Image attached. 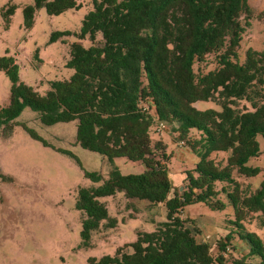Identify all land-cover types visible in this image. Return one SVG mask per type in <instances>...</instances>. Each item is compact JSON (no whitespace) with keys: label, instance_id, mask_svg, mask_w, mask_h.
Wrapping results in <instances>:
<instances>
[{"label":"trees","instance_id":"1","mask_svg":"<svg viewBox=\"0 0 264 264\" xmlns=\"http://www.w3.org/2000/svg\"><path fill=\"white\" fill-rule=\"evenodd\" d=\"M35 6L58 15L82 2L35 0ZM90 6L77 37L89 38L91 45H70L66 65L72 75L49 81L45 93L19 80L12 57H0V69L11 83L9 102L0 109V127L10 133L11 122L28 107L44 125L76 121V144L107 162L125 157L144 166L130 174L113 167L106 179L99 172H84L100 183L77 191L84 246L92 232L117 223L101 197L123 191L127 198L166 208L165 219L154 223L153 230L137 231L136 239L118 246L113 255L90 257L86 264H224L233 234L249 251L232 264H247L249 257L264 264V241L244 225L258 215L264 226V178L250 189L233 176L234 171L246 177L260 173L246 163L259 153L256 136L264 137V51L249 48L242 62L238 54L245 31L241 17L251 12L247 0H90ZM23 16L30 26L33 7H24ZM66 34L55 31L51 40ZM211 54L218 67L197 74L195 64ZM208 101L210 107L199 106ZM157 120L170 126L198 158L185 171L182 190L173 188L166 143L152 137ZM218 151L229 152L225 161L210 156ZM196 203L212 210L232 207L235 230L217 238L215 256L207 241L197 240L194 221L181 216Z\"/></svg>","mask_w":264,"mask_h":264},{"label":"rangeland","instance_id":"2","mask_svg":"<svg viewBox=\"0 0 264 264\" xmlns=\"http://www.w3.org/2000/svg\"><path fill=\"white\" fill-rule=\"evenodd\" d=\"M80 1L82 6L78 9L49 15L44 6H35V0H0V57H12L17 64L19 80L40 94L49 89V81L68 79L72 75L73 69L66 65L72 43L80 42L84 47L91 45L89 38L79 40L77 37L81 21L91 9L90 0ZM247 2L251 12L247 18L241 17L245 25L238 52L241 62L249 48L264 51V0ZM26 6L33 7L30 26L23 16ZM11 7H14L13 11L6 13ZM55 31L68 34L52 41L51 35ZM100 41L101 34L98 33L96 42ZM217 67V59L211 54L205 61L196 63L194 69L199 74ZM10 85L9 77L0 69V109L9 102ZM211 105V101L199 103L200 107ZM238 105L241 107L244 101ZM22 124L34 130L40 139L33 138ZM175 135L167 125L161 131H156L155 127L152 130L154 140L166 142L165 151L169 156L166 164L170 167L173 188L179 189L181 174L189 170L198 158ZM256 139L259 153L246 164L259 167L260 173L252 177L238 175L236 171L233 174L250 189L258 187L264 178V137L257 135ZM228 154V151H218L210 156L217 161H225ZM113 167L122 174L141 172L140 162L119 157L109 163L99 153L76 144V121L44 125L36 112L25 107L11 122L10 133L2 125L0 264H86L90 257L113 255L118 246L134 241L137 231L153 230L154 223L165 219L164 204L139 199L129 202L124 192L118 191L113 196L99 198L105 203L109 215L116 218L115 227L92 232L89 245H83L81 228L84 213L75 207L77 191L79 187L100 184L92 182L84 172H99L106 179ZM221 185L218 184L219 187ZM220 197L225 199L224 195ZM184 210L181 216L193 217L197 235L203 234L202 237L210 244L211 254L215 256L218 253L217 238L235 230L231 223L232 207L212 210L203 203H196ZM210 220L217 224L218 229L214 233L208 232L205 226ZM244 225L264 241L260 216H252ZM228 248L224 264H232L233 259L246 256L249 251L248 244L237 234L232 235ZM257 262L256 257L247 260V264Z\"/></svg>","mask_w":264,"mask_h":264},{"label":"crops","instance_id":"3","mask_svg":"<svg viewBox=\"0 0 264 264\" xmlns=\"http://www.w3.org/2000/svg\"><path fill=\"white\" fill-rule=\"evenodd\" d=\"M157 139V138H156ZM165 142V141H164ZM173 143H174V141H172ZM166 143V142H165ZM197 161H198V159H197ZM197 161H194V164H193V166L190 168V169H192V168H194V166H195V164H196V162ZM140 169H141V171L144 169V166H143V164L140 162ZM168 169L170 170V167H168ZM189 169V170H190ZM169 173H171L170 171H169ZM179 174V173H178ZM171 178V177H170ZM172 180V179H171ZM180 181L182 182L180 185H178L177 187L179 188V190L183 187L184 188V186H185V184H184V181H185V171H184V173H182L181 174V178H180ZM172 185H174L173 184V181H172ZM129 199V202H131V200L132 199H136V198H128ZM144 201V200H143ZM146 201V200H145ZM185 210H187V207L185 208ZM184 210V211H185ZM189 218H191L193 221H194V219H193V217H191V216H189ZM205 226H206V228H208V232H211V233H214V232H216V229H218L217 228V224H216V222H214V221H208V222H206L205 223ZM204 226V227H205ZM197 228V227H196ZM198 231H201L200 229H198ZM202 233H200V234H196V238H197V240H199V241H207L205 238H204V236L202 237ZM198 236V237H197ZM207 237V236H206ZM199 238V239H198Z\"/></svg>","mask_w":264,"mask_h":264},{"label":"built area","instance_id":"4","mask_svg":"<svg viewBox=\"0 0 264 264\" xmlns=\"http://www.w3.org/2000/svg\"><path fill=\"white\" fill-rule=\"evenodd\" d=\"M166 125L162 121H156V131H161Z\"/></svg>","mask_w":264,"mask_h":264},{"label":"water","instance_id":"5","mask_svg":"<svg viewBox=\"0 0 264 264\" xmlns=\"http://www.w3.org/2000/svg\"><path fill=\"white\" fill-rule=\"evenodd\" d=\"M181 189H182V188H181ZM181 189H180V190H181Z\"/></svg>","mask_w":264,"mask_h":264}]
</instances>
